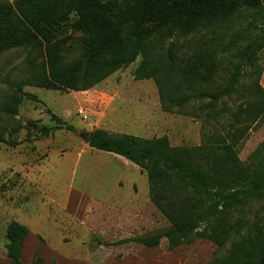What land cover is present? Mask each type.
<instances>
[{"label":"trees","instance_id":"16d2710c","mask_svg":"<svg viewBox=\"0 0 264 264\" xmlns=\"http://www.w3.org/2000/svg\"><path fill=\"white\" fill-rule=\"evenodd\" d=\"M245 11L253 18L249 27L222 49L216 29ZM252 29L260 33L249 37ZM13 49L44 57L42 69L20 83V90L30 85L87 91L139 59L133 76L155 81L163 111L192 115L205 128L212 125L202 144L182 147L172 146L167 136L89 132L91 148L121 156L146 173L149 198L170 224L163 234L122 243L152 248L166 238L174 249L198 239L219 246L230 242L227 252L209 264H264V140L247 161L238 150L250 128L264 120L257 64L264 50V0H15L0 4V55ZM225 49H233V67L225 85L215 86L218 56ZM248 69L254 80L243 87L246 106L233 112L218 107L223 97L239 92ZM7 230L10 264H24L29 229L13 221ZM31 264H42V258Z\"/></svg>","mask_w":264,"mask_h":264},{"label":"rangeland","instance_id":"374dc122","mask_svg":"<svg viewBox=\"0 0 264 264\" xmlns=\"http://www.w3.org/2000/svg\"><path fill=\"white\" fill-rule=\"evenodd\" d=\"M14 2L0 0V4ZM252 19L245 11L217 28L221 48ZM259 33L249 30V37ZM232 51H220L215 86L226 83L224 76L234 62ZM43 60L31 49L0 55V136L6 141L0 144V264H10L7 229L13 221L29 229L22 249L24 264L36 257L42 264H209L224 255L230 242L219 246L198 239L174 249L166 238L152 248L134 241L122 243L163 234L170 224L149 198L146 173L121 156L91 148L83 139L101 128L147 139L167 136L174 147L199 146L212 125L205 128L192 115L163 111L155 81L133 76L139 59L87 91L30 85L20 90V83L42 69ZM257 64L264 88V50ZM249 74L248 69L239 92L230 99L223 97L218 107L225 105L233 112L246 106L243 87L254 80ZM204 89L211 91L213 86ZM44 127L50 129L47 134L41 132ZM244 136L238 150L239 158L247 161L264 140V120ZM260 215L264 218V211Z\"/></svg>","mask_w":264,"mask_h":264},{"label":"water","instance_id":"95a60500","mask_svg":"<svg viewBox=\"0 0 264 264\" xmlns=\"http://www.w3.org/2000/svg\"><path fill=\"white\" fill-rule=\"evenodd\" d=\"M88 136H89V134H85V135L83 136V139H84L85 141H87Z\"/></svg>","mask_w":264,"mask_h":264}]
</instances>
